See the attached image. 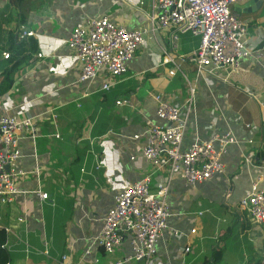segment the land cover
<instances>
[{"label": "crops", "instance_id": "1", "mask_svg": "<svg viewBox=\"0 0 264 264\" xmlns=\"http://www.w3.org/2000/svg\"><path fill=\"white\" fill-rule=\"evenodd\" d=\"M41 1L26 24L36 33L29 39L32 49L18 63L0 55V85L6 72L19 65L12 88L0 96V117L14 109L19 116L34 117L37 128L35 139L23 134L19 140L18 168L25 173L18 180L21 193L12 204L0 202V228L9 229L8 244L13 247L10 264H63L64 255L69 264H113L130 254L128 240L108 256L94 238L116 196L145 175H151L153 192L169 184L170 228L189 235L197 230L189 239L193 248L189 264H200L219 248L226 249L228 264H241L240 249L248 242L259 252L264 225H255L240 201L254 181L264 188V59L247 58L233 72L221 69L217 76L203 77L185 64L182 72L169 77L171 66H161L163 50L171 47V33L164 31L139 48L127 75L110 91H102L106 74L91 83H78L81 65L67 44L72 31L104 16L130 30L149 29L156 0ZM232 10L248 24L247 49L264 55V0L234 5ZM0 14L5 21L1 47L7 32L17 31L18 8L0 0ZM198 46V37L182 34L177 53L188 54ZM38 53L46 56L41 62ZM184 74L196 86V94L183 149L197 137L209 140L215 133L231 132L239 141L223 158L225 174L196 187L186 186L179 177L170 179L167 171H156L142 155L147 128L165 124L157 117L153 95L180 93L184 102L189 94ZM120 99H130L132 105L117 106ZM87 142L90 149L77 167ZM99 164L103 167L97 170ZM40 190L50 195L48 201L41 200ZM246 222L250 229L244 232ZM19 239L26 240L33 252L48 250L49 255L31 254L27 259ZM187 242L166 232L158 247L161 260L177 264L180 247ZM88 249L92 256L85 257Z\"/></svg>", "mask_w": 264, "mask_h": 264}, {"label": "built area", "instance_id": "2", "mask_svg": "<svg viewBox=\"0 0 264 264\" xmlns=\"http://www.w3.org/2000/svg\"><path fill=\"white\" fill-rule=\"evenodd\" d=\"M251 0H156L149 29L130 30L113 22L108 16L93 19L87 26L75 28L67 44L81 65L79 84L95 81L106 74L107 81L102 91H110L117 80L129 73V64L139 48L155 38L159 32L171 33V47L163 50L161 66H171L169 77L182 72L185 64L195 68L198 77L217 76L221 69L233 72L240 68L247 58L263 60L261 52H252L246 47L248 24L241 21L232 10L234 5ZM191 33L199 38V46L188 54L177 53L180 35ZM19 41L29 42L36 36L26 26H20L17 32ZM40 62L46 56L38 53ZM9 59V54L3 55ZM188 82V97L183 102L181 94L167 96L162 93L153 95L157 117L163 125H151L145 132L146 143L142 151L143 158L156 171H167L170 179L179 177L186 186L196 187L226 172L223 162L231 145L239 144L231 132L215 133L209 140L196 138L191 146L184 150L183 141L189 125V119L195 111L196 86ZM180 99V100H179ZM117 106H130V99H120ZM35 118L30 115L19 116L14 109L6 111L0 117V202L12 204L21 193L18 180L25 173L19 170L21 158L19 140L21 135L36 138ZM135 139L139 135L134 136ZM249 160L246 159V163ZM102 165L96 167L101 169ZM85 171V170H82ZM39 169L36 170V174ZM171 181V180H170ZM260 181H254L251 192L240 201V208L247 213L251 221L258 226L264 225V188ZM151 175H145L138 182L128 184L116 196L114 206L103 219L101 232L94 243L105 255H115L128 240L131 253L113 264H165L159 256V243L166 232L178 240L186 238L187 244L180 247L181 257L177 264H189L188 257L193 254L189 233L171 229L169 219L173 216L168 201L169 184L159 185L156 192L151 191ZM43 201L50 195L38 191ZM202 215V213H199ZM18 222H24L19 218ZM9 233V229H5ZM24 252L28 259L31 254L49 255L48 250L33 252L28 242ZM9 253L13 247L7 244ZM85 257L92 256L91 249L85 251ZM69 256L62 257L63 264H69ZM96 263L99 259L95 258Z\"/></svg>", "mask_w": 264, "mask_h": 264}, {"label": "trees", "instance_id": "3", "mask_svg": "<svg viewBox=\"0 0 264 264\" xmlns=\"http://www.w3.org/2000/svg\"><path fill=\"white\" fill-rule=\"evenodd\" d=\"M41 0H9L10 5L16 6L18 8V17L17 20L19 21V26L16 32L8 31L7 37L4 39L0 47V55H4L5 53L9 54V61L18 63L24 56L25 52L28 49H32L33 43L31 42H21L18 39L17 32L19 27L26 26L30 14L37 9V6L41 4ZM4 19L0 14V24H2V30H5ZM3 33V32H2ZM4 34V33H3ZM4 38V35H3ZM19 67L18 64H15L13 68H11L5 74V78L2 80L0 85V96L6 94L13 86L15 82L14 74L16 72L15 69ZM90 149L89 142L85 143L83 149H80V159L76 161V165L78 167L79 162L83 161L82 157ZM97 150V149H96ZM98 154V150L96 151ZM98 156H100L98 154ZM83 163V162H82ZM81 163V164H82ZM247 214V213H246ZM250 229V224L246 222L244 225V229L242 231H247ZM9 241L8 233L5 229L0 228V264H10L12 261L11 255L8 251L7 244ZM241 247V245H239ZM226 249L219 248L214 249L210 255L203 257L200 261V264H223L224 263V256H225ZM241 252V264H264V244H263V252L260 254L256 251L255 246L248 242L245 249H240Z\"/></svg>", "mask_w": 264, "mask_h": 264}, {"label": "water", "instance_id": "4", "mask_svg": "<svg viewBox=\"0 0 264 264\" xmlns=\"http://www.w3.org/2000/svg\"><path fill=\"white\" fill-rule=\"evenodd\" d=\"M258 1L260 2V0H251V1L248 2V4L252 5L253 3L258 2Z\"/></svg>", "mask_w": 264, "mask_h": 264}, {"label": "rangeland", "instance_id": "5", "mask_svg": "<svg viewBox=\"0 0 264 264\" xmlns=\"http://www.w3.org/2000/svg\"><path fill=\"white\" fill-rule=\"evenodd\" d=\"M259 252H260V253H262V252H263V247H262V249H260V248H259ZM228 260H229V259H228ZM229 261H230V260H229ZM227 262H228V261H224V263H223V264H228Z\"/></svg>", "mask_w": 264, "mask_h": 264}]
</instances>
